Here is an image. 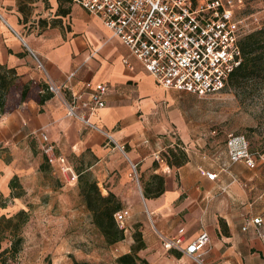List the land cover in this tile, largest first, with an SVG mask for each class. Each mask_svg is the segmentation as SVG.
I'll list each match as a JSON object with an SVG mask.
<instances>
[{
	"label": "crops",
	"instance_id": "obj_1",
	"mask_svg": "<svg viewBox=\"0 0 264 264\" xmlns=\"http://www.w3.org/2000/svg\"><path fill=\"white\" fill-rule=\"evenodd\" d=\"M52 1L58 8L61 4L69 9L63 14L57 8V13L64 18L63 23L42 32L24 33L21 30L24 14L15 6L17 0H0V63L15 67L20 84L30 87L26 101L0 119L2 147L9 146L14 154L19 144L35 138L41 149L44 133L55 145L56 152L65 156L66 153L81 156L90 150L101 159L113 157L117 148L126 147L127 157L139 166L142 176L149 173L154 177L162 176V195L145 197L155 224L153 227L146 223L137 225L130 234L126 232L123 240L109 246L112 250L118 249L116 257L131 252L134 233L138 230L146 244L138 254L150 264H195L182 252L178 256L179 250H166L162 243L163 237H173L180 228H185L184 247L202 232L209 233L211 240L202 255L203 264H264L261 258L264 256V239L256 236L253 230H242L246 216L264 215V199L254 205V202L233 198L231 193L237 190L236 182L232 180L235 175L229 166L222 171L223 166L214 159L216 155L210 153L211 158L208 155L210 149H198L203 142L192 139L187 130H173L174 125L186 126L182 117L179 121L175 119L178 113L169 114L172 121L170 126H163L164 132L157 121L151 122V118H157L152 116L154 112L159 116L162 101L167 100V105L171 106L176 93L189 92L161 87L128 45L113 35L99 17L78 3ZM2 3H6L5 8ZM35 56L48 80L43 78ZM40 56L45 64L40 61ZM49 82L64 85L69 96H86L88 82L106 83L110 88L107 106L90 116L97 128L89 130L86 123L69 116L65 104L51 91L53 95L39 103L41 94L45 93L40 84ZM175 147L188 155V161L179 167L170 166L163 156L169 148ZM227 157L229 161L228 151ZM206 159H209L207 164ZM39 165L40 161L37 169ZM261 165L264 162L255 168ZM5 167L2 193L8 190L10 194L8 182L14 175L13 166L11 161L0 157V169ZM205 168L218 172L219 178L208 179ZM222 175L229 180L220 179ZM153 182L151 180L144 188H154L157 183L154 185ZM217 188L226 191L231 198L213 195Z\"/></svg>",
	"mask_w": 264,
	"mask_h": 264
},
{
	"label": "rangeland",
	"instance_id": "obj_2",
	"mask_svg": "<svg viewBox=\"0 0 264 264\" xmlns=\"http://www.w3.org/2000/svg\"><path fill=\"white\" fill-rule=\"evenodd\" d=\"M28 1L17 0L15 5L17 9L20 3L26 5L27 16L22 14L21 19V30L24 33L42 32L48 27L63 23L64 18L57 13L58 7L52 4V0ZM2 4L5 8L6 3ZM245 4L241 12L261 10L264 14V0H249V3L246 0ZM35 61L43 78L48 80V75L36 56ZM40 61L45 64L41 56ZM173 98L175 100L171 106L167 105V100L162 101L159 116L154 112L152 116L157 118H151V122L157 121L164 132L163 126H170L172 121L169 114L178 113V118L175 119L179 121L182 117L186 126L174 125L173 130H187L192 139L204 143L198 145V149H210L208 155H216L213 158L221 163L220 167L229 166L235 175L232 180L236 182L237 190L231 196L240 201L254 202V205L264 199V165L252 169L244 163L230 164L226 148L229 134H243L250 141L253 151H264V83L235 87L228 82L225 89L215 94L199 97L193 93H176ZM18 107L17 92L12 97L8 114ZM85 126L89 130L96 129L87 124ZM83 130L85 133L86 129ZM39 145L35 138L28 139L26 143L19 144L12 154L9 146L2 147L0 144V157L11 161L14 175L19 176L26 190V194L19 198H10L8 190L3 194L7 167L0 169V194L8 200L7 208H0V214L12 215L20 209L30 213V220L24 228L25 245L14 264H75V260L89 261L91 264H116L118 252L106 244L94 226L91 214L80 195L78 182H67L56 166L47 170L36 168L38 161L41 164L44 160ZM66 154L78 172L88 169L104 194L109 190L113 191L123 202V207L129 208L131 216L128 219L127 234H130L133 227L144 223L153 227L155 217L149 211L141 189L144 193L147 183L152 180L156 185L158 180L153 173L142 176L139 166L127 157L126 147L117 148L113 157L101 159L90 150L81 156ZM207 161L209 159H206V164ZM220 179H225L224 175ZM213 195L231 198L226 191L218 188ZM6 246L8 244L4 243V247ZM261 258L264 259V256ZM192 262L198 264L193 259Z\"/></svg>",
	"mask_w": 264,
	"mask_h": 264
},
{
	"label": "built area",
	"instance_id": "obj_3",
	"mask_svg": "<svg viewBox=\"0 0 264 264\" xmlns=\"http://www.w3.org/2000/svg\"><path fill=\"white\" fill-rule=\"evenodd\" d=\"M71 1L99 17L113 35L128 45L161 87L201 97L226 88L231 73L243 59L241 37L264 26L261 10L241 12L246 0ZM86 88V96H69L64 85L49 82V91L65 104L69 116L97 128L90 116L107 106L110 88L103 82H88ZM42 141L47 161L53 168L58 167L67 182L76 184L79 173L74 164L56 152L47 134H42ZM227 151L231 164L244 163L255 168L264 162V151H253L243 134H229ZM224 170L226 166L222 167ZM204 174L212 181L219 178L216 171L204 170ZM130 215L127 207L115 213L118 226L125 232ZM242 230H253L264 239V215L246 216ZM185 240V228H180L175 236L163 237L162 243L166 250H179L203 264L202 255L211 240L209 233L202 232L186 247Z\"/></svg>",
	"mask_w": 264,
	"mask_h": 264
},
{
	"label": "trees",
	"instance_id": "obj_4",
	"mask_svg": "<svg viewBox=\"0 0 264 264\" xmlns=\"http://www.w3.org/2000/svg\"><path fill=\"white\" fill-rule=\"evenodd\" d=\"M26 6V5H25ZM24 3L19 6L24 16H27ZM58 12L66 14L69 9L59 5ZM243 59L236 69L231 73L229 83L232 86L244 84L257 85L264 83V26L261 29L253 30L240 39ZM45 93L41 94L39 103H44L53 94L49 91V84H40ZM30 87L27 84H20V76L13 66L0 63V119L10 110L8 101L10 95L19 93V103L26 101L29 96ZM49 91V92H48ZM11 97V103H12ZM42 151V150H41ZM43 155V153H42ZM164 158L170 166H181L188 161L187 153L178 148H169L163 153ZM39 165L41 170L53 169L46 157ZM79 173L78 186L80 195L83 198L87 210L91 214L92 222L100 234L103 236L108 246L114 245L125 238V231L121 229L115 219V213L121 210L123 202L111 190L103 194L96 179H93L89 170H81ZM157 185L153 188H144L146 198L159 197L164 192V178L155 176ZM10 198H19L26 194V190L17 174L13 175L8 182ZM8 200L0 194V208H7ZM30 220V213L25 209H20L12 215L0 214V264H14L19 254L22 252L26 238L24 228ZM135 243L131 252L121 254L116 258V264H150L146 258L141 257L138 252L146 244L142 233L138 230L134 233ZM4 243L8 246L4 247ZM181 256V252H177ZM75 264H91L89 261Z\"/></svg>",
	"mask_w": 264,
	"mask_h": 264
},
{
	"label": "water",
	"instance_id": "obj_5",
	"mask_svg": "<svg viewBox=\"0 0 264 264\" xmlns=\"http://www.w3.org/2000/svg\"><path fill=\"white\" fill-rule=\"evenodd\" d=\"M33 52V51H32ZM34 53V52H33ZM35 54V53H34ZM134 167H135V165H134ZM141 194H142V196H143V198H144V200H145V196H144V194H143V192H142V189H141Z\"/></svg>",
	"mask_w": 264,
	"mask_h": 264
}]
</instances>
